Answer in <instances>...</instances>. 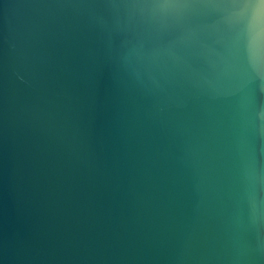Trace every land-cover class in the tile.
Returning a JSON list of instances; mask_svg holds the SVG:
<instances>
[{
    "label": "water",
    "instance_id": "1",
    "mask_svg": "<svg viewBox=\"0 0 264 264\" xmlns=\"http://www.w3.org/2000/svg\"><path fill=\"white\" fill-rule=\"evenodd\" d=\"M0 264H264V0H0Z\"/></svg>",
    "mask_w": 264,
    "mask_h": 264
}]
</instances>
